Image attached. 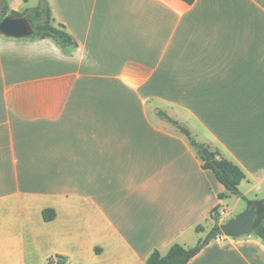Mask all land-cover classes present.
<instances>
[{"label":"crops","instance_id":"crops-1","mask_svg":"<svg viewBox=\"0 0 264 264\" xmlns=\"http://www.w3.org/2000/svg\"><path fill=\"white\" fill-rule=\"evenodd\" d=\"M47 2L74 48L0 35V264L194 248L235 195L187 134L264 199V0ZM187 264H264V243L218 236Z\"/></svg>","mask_w":264,"mask_h":264},{"label":"trees","instance_id":"trees-1","mask_svg":"<svg viewBox=\"0 0 264 264\" xmlns=\"http://www.w3.org/2000/svg\"><path fill=\"white\" fill-rule=\"evenodd\" d=\"M186 4L191 5L195 0H182ZM0 4L3 6L0 8V22L6 17L12 18H24L28 21L32 27V34L28 37L29 40H52L57 47L62 50L72 49L76 46L73 39L66 33L62 25H56L54 18L52 17L51 9L47 0H39L38 5L34 8L25 10L22 13L11 11L8 12L6 0H0ZM158 116L174 127L185 133V127L179 125L177 122L172 121L166 116L165 113L159 111ZM187 138L190 141L191 146L196 151L198 157L202 161V167L206 170H210L220 184H222L227 193L239 196L241 199L246 200L242 194L238 191V186L242 180H244V173L233 163L225 158L219 157L218 152H212L215 156V160L207 162L203 157L202 151L206 149L204 146L199 145L191 136L187 134ZM220 200L225 198V194H220L218 197ZM264 205V199L261 201L248 202V205ZM220 206L217 205L212 211L213 226L207 233L206 237L199 241L198 244L191 249H186L178 244L172 245L165 255H161L158 251H154L146 260L145 264H187L198 252L208 245L212 240L221 236V230L219 225L220 214L218 213ZM43 220L48 222L55 216L53 210H44L42 213ZM264 217V208L262 216ZM203 228L197 226L195 232H201ZM261 241L264 243V224L260 228L258 233H255ZM47 264H67L66 257L56 255L49 259Z\"/></svg>","mask_w":264,"mask_h":264},{"label":"water","instance_id":"water-1","mask_svg":"<svg viewBox=\"0 0 264 264\" xmlns=\"http://www.w3.org/2000/svg\"><path fill=\"white\" fill-rule=\"evenodd\" d=\"M31 34L32 27L24 18L6 17L0 22V35L3 37L25 39L30 37ZM202 154L207 162L215 160V156L207 149H204ZM255 215V204H252L234 219L220 225L221 233L228 238H237L251 233H258L264 224V217H262L258 226H254Z\"/></svg>","mask_w":264,"mask_h":264},{"label":"rangeland","instance_id":"rangeland-1","mask_svg":"<svg viewBox=\"0 0 264 264\" xmlns=\"http://www.w3.org/2000/svg\"><path fill=\"white\" fill-rule=\"evenodd\" d=\"M3 5L0 4V8ZM238 191L241 194V192H243V189L240 190V188L238 187ZM263 196V193L261 191H259L258 189L253 190L252 192H249L248 197L244 196V198L246 200H238L235 196H232L231 200L224 202L225 204L223 205V209L225 210V215L223 217H221L222 215H220L221 219L219 220V225H223L225 223H227L228 221L234 219L237 215L240 214V212H244L247 208H248V202H255V201H248V200H255L256 198H260ZM257 201V200H256ZM225 217V218H224ZM251 235H253V233H251ZM221 236H224L223 234ZM72 264H82V262H80L77 258L72 260Z\"/></svg>","mask_w":264,"mask_h":264},{"label":"flooded vegetation","instance_id":"flooded-vegetation-1","mask_svg":"<svg viewBox=\"0 0 264 264\" xmlns=\"http://www.w3.org/2000/svg\"><path fill=\"white\" fill-rule=\"evenodd\" d=\"M255 208H256V215H255V220H254V226H258L260 224V220L262 219L261 216H262L264 205L255 204Z\"/></svg>","mask_w":264,"mask_h":264}]
</instances>
